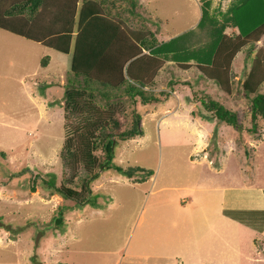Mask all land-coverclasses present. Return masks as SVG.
<instances>
[{"label":"rangeland","instance_id":"rangeland-1","mask_svg":"<svg viewBox=\"0 0 264 264\" xmlns=\"http://www.w3.org/2000/svg\"><path fill=\"white\" fill-rule=\"evenodd\" d=\"M241 1L107 0L112 13L153 32L156 47L144 52L154 53L160 67L147 89L156 99L142 101L122 88L107 99L93 90L99 103H122L121 129L137 122L142 131L129 137L114 133L111 163L144 169L127 177L113 167L99 168L86 203L61 195L47 181L53 179L55 186L63 181L60 147L65 84L73 78L71 51L0 29V264H119L123 245L147 221L163 216L171 217V227L201 225L197 236L210 238L213 231L214 246L235 240L238 252L229 264H264V208L246 204L251 191V205H263L257 199L264 194V119L252 117L254 92L242 87L250 56L264 48V32L250 51L248 42L238 48L229 92L196 65L202 60L197 54L210 49L218 33L232 35L242 23L241 30L248 31L264 17L263 0L236 7ZM190 39L195 44H188ZM45 54L50 59L41 66ZM257 91L264 92V82ZM210 98L234 109L237 125L219 121L203 103ZM103 152L99 144L96 153ZM220 165L225 170L214 169ZM237 192H244L243 198ZM158 206L160 213L151 217ZM179 206L188 214L173 213ZM217 208L240 221L232 234L221 231L229 219L203 217L201 209Z\"/></svg>","mask_w":264,"mask_h":264},{"label":"trees","instance_id":"trees-1","mask_svg":"<svg viewBox=\"0 0 264 264\" xmlns=\"http://www.w3.org/2000/svg\"><path fill=\"white\" fill-rule=\"evenodd\" d=\"M246 1L242 0L236 7ZM240 25L232 35L218 33L210 49L197 54L202 59L197 67L226 92L230 91L236 75L232 68L234 55L246 42L250 45L249 51L254 48L264 32V17L248 31H242ZM0 28L62 53L71 51L73 78H68L65 84V136L60 147L65 170L63 181L55 186L53 179H49V186L78 203H86L91 200L90 181L98 176L99 168L113 167L127 177L144 169L111 163L114 133L129 137L142 131L137 122L121 129L117 114L122 110V103L109 100L99 103L93 90L107 99L120 88L130 96L139 95L142 101L156 99L147 89L152 87L160 67L159 58L144 52L156 47L153 32L135 28L132 22L112 13L107 0H0ZM260 47L250 56V69L243 77L242 87L247 94L254 92L250 97L252 117L259 115L264 119V92L257 91L264 82V48ZM49 59L48 54L43 55L40 64L45 66ZM203 103L213 109L219 121L237 125L234 109L211 98ZM99 144L104 150L102 157L96 153ZM54 220L61 222L59 216Z\"/></svg>","mask_w":264,"mask_h":264},{"label":"crops","instance_id":"crops-1","mask_svg":"<svg viewBox=\"0 0 264 264\" xmlns=\"http://www.w3.org/2000/svg\"><path fill=\"white\" fill-rule=\"evenodd\" d=\"M231 27L232 30H235L233 26ZM186 38L188 40V37ZM262 39H259V41ZM187 43L188 44L194 43V41L190 39V41H187ZM47 64L45 66H47ZM197 144H199V142ZM204 159H207L209 163L211 162L210 158H204ZM214 169L223 170L224 168L223 165H220L219 167H217V169L216 168ZM224 193H227V189L224 191ZM237 193L239 194L240 192ZM252 193L254 192L247 191L246 193V195L248 196V200L246 203L247 206L250 208L252 207L264 208V194L262 195L260 194V197H258L257 199L259 202L261 201L263 202L262 205L263 207H262L259 205L258 206L251 205V203L254 202L252 199L253 197ZM237 196H241V198H243L244 192H241ZM186 200H183L182 202ZM181 207L180 206L177 208L173 207L171 208V210L173 211V213L175 211L174 209L177 210L179 209L183 211L179 213V215L181 214L180 216H183L184 212L185 214H188L186 209ZM152 208L153 210L150 212L151 217L154 216V213H160V206L152 207ZM201 211L203 217H206L207 215L208 217H210L214 213V214H219L221 217L225 219H229L230 222L228 226L221 230L222 233L224 232L226 235L232 234V231H235L233 225L240 223L239 220H236L235 217L232 216L230 212H227L226 209L224 208H217L215 212L214 211L208 212V211H204L203 209H201ZM144 213L145 212H143V214ZM166 219L167 221L163 222ZM163 221L161 220L147 221L137 233V237L135 239H131L130 241H127V243L123 245L122 247L123 252L117 253L118 255L122 256V259L120 260L119 264H121V261L125 258V256L126 258L124 259L125 262L123 264H217V262L220 264V261L226 262V263L223 262L224 264H229L228 262L229 258L231 257L233 258L236 252H238L237 250L238 246L235 247L236 245V243L234 242L235 240H233L232 244L228 246H222V245L214 246V244H216L218 240L215 239V235L213 234V231L210 238H205L206 236L203 235L197 236L200 233L199 231L203 230L201 225L197 229H195L196 230L195 231L191 229L189 226L182 227L181 225L175 223H172L173 227H171V217L163 216ZM160 229L161 231H159ZM214 241L216 243L212 244V242ZM262 244L263 243L261 242L262 250H264L263 248L264 246ZM248 245L250 246V244ZM262 252L264 255V251ZM223 258L225 260H223ZM116 263L117 262L115 261L114 264Z\"/></svg>","mask_w":264,"mask_h":264},{"label":"water","instance_id":"water-1","mask_svg":"<svg viewBox=\"0 0 264 264\" xmlns=\"http://www.w3.org/2000/svg\"><path fill=\"white\" fill-rule=\"evenodd\" d=\"M113 144H114V141H113Z\"/></svg>","mask_w":264,"mask_h":264}]
</instances>
